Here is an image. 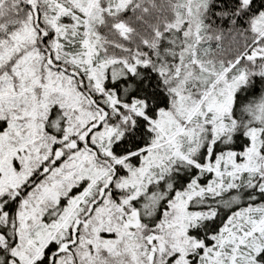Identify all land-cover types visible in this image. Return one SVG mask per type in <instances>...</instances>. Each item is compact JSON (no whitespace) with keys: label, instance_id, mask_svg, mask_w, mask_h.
Instances as JSON below:
<instances>
[{"label":"snow or ice","instance_id":"6c2138e0","mask_svg":"<svg viewBox=\"0 0 264 264\" xmlns=\"http://www.w3.org/2000/svg\"><path fill=\"white\" fill-rule=\"evenodd\" d=\"M0 264H264V0H0Z\"/></svg>","mask_w":264,"mask_h":264}]
</instances>
